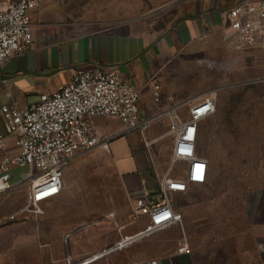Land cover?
Segmentation results:
<instances>
[{"label": "crops", "instance_id": "crops-1", "mask_svg": "<svg viewBox=\"0 0 264 264\" xmlns=\"http://www.w3.org/2000/svg\"><path fill=\"white\" fill-rule=\"evenodd\" d=\"M58 1L44 0L30 13L31 46L0 66V135L6 136L3 106L29 108L68 84L77 70L108 65L116 66L139 92L138 117L147 124L142 132L125 133L117 118L90 119L101 145L66 164L63 191L41 204L40 213L27 208L28 169H12L14 189L0 198V264H264V191L256 199L237 197L236 203L228 193L222 205H193L186 221L173 206L182 215L180 224L114 249L148 224L146 216L131 219L136 201L158 202L157 175L165 167L156 153L167 141L172 151L166 137L169 121L161 115L195 97L174 85L172 58L213 36L236 39L228 31L225 12L241 0L179 2L176 21L161 35L140 21L75 35L66 27ZM181 114L186 118L187 110ZM15 140V135L6 136L0 161L19 154ZM147 141L156 142L146 148ZM182 240L189 254L179 251Z\"/></svg>", "mask_w": 264, "mask_h": 264}, {"label": "built area", "instance_id": "built-area-1", "mask_svg": "<svg viewBox=\"0 0 264 264\" xmlns=\"http://www.w3.org/2000/svg\"><path fill=\"white\" fill-rule=\"evenodd\" d=\"M44 0H0V66L21 56L31 46L33 35L30 13L38 10ZM228 31L243 49H264V0H241L225 12ZM155 87V98L158 97ZM217 90L174 105L161 117L169 121L166 134L172 141L169 166L157 175L156 204L136 201L132 220L148 218L146 228L114 246L120 250L136 241L166 230L182 222V215L173 208V196L185 194L191 186L204 185L210 167L208 160L198 154L201 124L216 110ZM139 92L118 73L116 66L77 70L71 81L54 93L41 96L26 109L5 105L1 108L6 136L15 135L19 154L4 156L0 161V198L9 194L14 185L10 172L27 168L24 180L29 183L27 208L40 213L39 206L57 198L64 189L63 168L78 154L87 153L101 145L98 134L89 126L94 117H114L123 132H142L146 122L138 117ZM187 108V117L181 111ZM6 136L0 135V155L5 150ZM156 142V141H155ZM145 142L149 148L155 144ZM106 148V145H103ZM152 159V158H151ZM153 162V159H152ZM184 167L178 171L177 165ZM156 172L158 166L153 162ZM179 251L190 249L184 240ZM156 264V262H150Z\"/></svg>", "mask_w": 264, "mask_h": 264}, {"label": "rangeland", "instance_id": "rangeland-1", "mask_svg": "<svg viewBox=\"0 0 264 264\" xmlns=\"http://www.w3.org/2000/svg\"><path fill=\"white\" fill-rule=\"evenodd\" d=\"M184 1L58 3L66 27L75 35L130 21H140L152 33L161 35L176 21L175 10ZM171 66L174 85L181 90L187 88L195 97L211 90L218 92L215 113L200 126L197 149L209 162L210 176L204 185L191 186L186 194L174 196L173 206L186 221L193 205H222L228 193L236 196L235 203L241 196L256 199L264 191V53L241 50L234 37L219 35L184 47L174 55ZM170 150L167 141L156 153L157 162L165 169L170 163ZM183 167L179 164L175 170Z\"/></svg>", "mask_w": 264, "mask_h": 264}]
</instances>
